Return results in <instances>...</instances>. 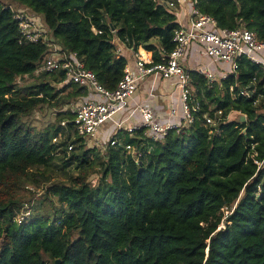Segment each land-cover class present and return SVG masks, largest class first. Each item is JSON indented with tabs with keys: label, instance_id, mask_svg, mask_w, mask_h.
Wrapping results in <instances>:
<instances>
[{
	"label": "trees",
	"instance_id": "obj_1",
	"mask_svg": "<svg viewBox=\"0 0 264 264\" xmlns=\"http://www.w3.org/2000/svg\"><path fill=\"white\" fill-rule=\"evenodd\" d=\"M14 1L43 15L54 40L77 52L110 90L128 63L114 52L112 30L158 61L159 47L174 48L180 26L175 13L154 0ZM198 1L220 28L246 26L264 42V0ZM47 51L41 42L20 43L12 8L0 2V264H264V165L255 162L264 160L263 65L242 56L237 77L213 87L191 71L201 105L192 125L170 129L154 143L142 129L126 131L130 136L118 132L124 140L98 158L100 168L88 150L73 152L69 161L78 174L53 181L40 167H49L60 150L66 154L68 140L84 142L70 137L72 115L61 109L89 89L72 82L57 87L64 70L19 84L20 77L36 74ZM237 82L256 87L260 103L255 105L257 95L233 98L230 86ZM43 105L60 110L59 123L45 130L26 120ZM216 110L224 118L219 132L204 125V115ZM233 111L246 119H229ZM65 117L70 134L55 143ZM124 143L143 151L139 162ZM99 172L100 183L93 184L91 176ZM42 183H49L42 206L19 219L35 197L25 187Z\"/></svg>",
	"mask_w": 264,
	"mask_h": 264
},
{
	"label": "built area",
	"instance_id": "obj_2",
	"mask_svg": "<svg viewBox=\"0 0 264 264\" xmlns=\"http://www.w3.org/2000/svg\"><path fill=\"white\" fill-rule=\"evenodd\" d=\"M156 3H163L171 11H175L180 5L189 7L188 24L180 25L176 29L173 36L174 48L167 51L163 47H159V60L155 61L151 51L140 50L129 45L128 40L122 41L112 30V43L115 45L114 52L127 59V65L122 78L119 80L115 89L110 90L104 87L98 80L96 73L87 68L82 57L77 52L67 51L63 46L51 40L48 37L50 29L46 26L38 14L27 8L14 9V18L18 23L20 31V43H43L48 47L41 66L40 72H55L64 70L66 74L65 83H76L89 89L87 96L81 97L76 103L69 108L72 119L73 134L68 128L70 119H64L61 126L68 132L66 137L71 133L72 139L76 136L83 139L96 138L100 128L113 115L120 111L126 104V101L134 95L137 90L139 80L153 74H159L162 78L176 77L178 86L182 93V108L184 119L182 123H161L158 122L148 107H142V122L139 125H132L126 128L130 135H135V131L142 129L144 136L150 143L162 141L168 134L170 129H177L178 132L184 127H189L194 123L195 114L201 109L200 102L197 100L192 85L191 71L196 70L202 74L210 87L220 84L223 80L228 79L231 75L237 77L239 64L238 58L245 56L254 63L264 66V42L259 40L257 34L248 29L246 26L236 28H220L217 20L208 14L202 13L198 8V0H154ZM175 13V12H174ZM94 31L101 33V30L94 28ZM193 43L201 46L200 53L212 58L215 62H226L230 64L227 72L219 75L211 68L198 67L192 69L189 64L184 61L189 48ZM145 52L143 54L142 52ZM133 61V66L131 65ZM235 85L230 86V93L233 98L241 95H257L255 105L259 104L263 98L262 94L257 93V88H243ZM239 87V91H236ZM193 88V89H192ZM176 111L173 110L172 114ZM204 125L216 127L219 132V124L224 121L223 111L216 110L214 114L206 113L204 115ZM242 118V115H240ZM214 129V128H213ZM70 132V133H69ZM63 138L64 132L59 133ZM57 140L54 137V141ZM112 146L120 144L119 139H110ZM127 151L133 158L139 162V158L143 155V151L137 146L124 143ZM152 148V146H150ZM75 144L72 140H68L65 152L70 153L74 150ZM150 148V149H151ZM259 168L264 165V160L255 161ZM33 190V189H31ZM23 211L20 216H28L30 214V206L24 204ZM225 216L231 213L228 207H224ZM24 217H19L22 219Z\"/></svg>",
	"mask_w": 264,
	"mask_h": 264
},
{
	"label": "crops",
	"instance_id": "obj_3",
	"mask_svg": "<svg viewBox=\"0 0 264 264\" xmlns=\"http://www.w3.org/2000/svg\"><path fill=\"white\" fill-rule=\"evenodd\" d=\"M174 12L180 25L188 24L189 7L187 5L179 6ZM152 42L158 43V39H153ZM200 50L201 46L198 43H193L184 61L192 69H197L200 66L213 70V65H218L219 62H215L212 58L202 55ZM206 61L207 64H205ZM130 63L133 66L134 62L131 61ZM227 70L228 68L219 66L218 70L214 71L221 75L227 72ZM182 102V93L176 77L162 78L159 74L150 75L139 80L134 95L126 101L125 106L120 111L113 115L100 128L97 136L101 138L112 136L111 138H113L118 132L123 136H130L127 134L126 128L132 125H139L143 121L142 107L150 108L158 122L182 123L184 119ZM173 110L176 111L174 114H172Z\"/></svg>",
	"mask_w": 264,
	"mask_h": 264
},
{
	"label": "rangeland",
	"instance_id": "obj_4",
	"mask_svg": "<svg viewBox=\"0 0 264 264\" xmlns=\"http://www.w3.org/2000/svg\"><path fill=\"white\" fill-rule=\"evenodd\" d=\"M0 2L3 4H8L9 6H13L14 9H19V8L25 9V6L20 5L18 2L14 1V0H0ZM38 17L43 22H45L43 15L38 14ZM48 37L51 40L54 39L51 31H49ZM54 41H56V40H54ZM140 50H144V49L140 48ZM205 64H207V61L205 62ZM218 65L220 67L223 66V67L228 68V69L230 68V64L226 63V62H219ZM218 65L217 64L213 65V67H214L213 70H216V69L218 70V68H219ZM210 67H211V65H210ZM40 73H42V72L37 71L34 76L26 75V76L20 77L17 80V82L19 84L32 83L36 79V76L39 75ZM64 84H66V83L61 82L60 84L57 85V87H62ZM79 99H77L76 101L72 100L69 104H66L64 107H62L61 110L68 112L71 105L76 103ZM208 102H209L210 108L214 109L215 105L209 100H208ZM58 111H60V110H58L55 107H51L49 105H43L38 110L34 111L30 116L26 117V120L31 122L37 128H39L41 130H45L46 128L51 127L52 125H57L59 123ZM240 115H241V113L233 111L230 113L229 119L237 118ZM64 119H67V117L63 118L60 121V124ZM63 132H64L63 138L60 136V134H58L56 136L57 140L54 141V139H53V142L60 143L62 141H65L64 139L66 138L68 128L63 129ZM111 137L112 136H108L107 138H101L100 136H97L96 138H93V139H83L84 142L81 141V142L75 143V148L72 152L65 154V153H63L62 150H60L59 152H57L56 160L49 167H46V168L40 167V169L46 171L45 173L48 176H50L53 181H59V180L67 181L71 177H75L78 174V170L76 168V162L69 161V159H70L69 155H71L73 152L79 154L85 150H88V155H89L90 159H96V164L98 165V168H100L101 162L103 161V159L98 160V158L100 156L103 158L108 157V150H109L110 146H112L111 141L109 142ZM123 138L124 137H122V136L118 137L116 135L111 139L124 140ZM65 155H67V156H65ZM100 178H101V172L95 173L91 176V181L93 184H96V183L98 184V183H100ZM48 184L49 183H42V185H40V186L29 184L25 187L26 193L29 192V193H32L35 195V197L33 198V200L31 202H25V204H28L30 206V210H31L30 212H33L42 206L44 199L46 198V194L44 191L46 190V186ZM31 189H33V190H31ZM28 216H26V217H28ZM21 217H24V216H20V218Z\"/></svg>",
	"mask_w": 264,
	"mask_h": 264
},
{
	"label": "water",
	"instance_id": "obj_5",
	"mask_svg": "<svg viewBox=\"0 0 264 264\" xmlns=\"http://www.w3.org/2000/svg\"><path fill=\"white\" fill-rule=\"evenodd\" d=\"M242 118H243V120H245L246 116L242 115ZM61 261H62L61 259H57L54 264H61Z\"/></svg>",
	"mask_w": 264,
	"mask_h": 264
},
{
	"label": "bare ground",
	"instance_id": "obj_6",
	"mask_svg": "<svg viewBox=\"0 0 264 264\" xmlns=\"http://www.w3.org/2000/svg\"><path fill=\"white\" fill-rule=\"evenodd\" d=\"M142 53H143V54H145V52H144V51H143Z\"/></svg>",
	"mask_w": 264,
	"mask_h": 264
}]
</instances>
